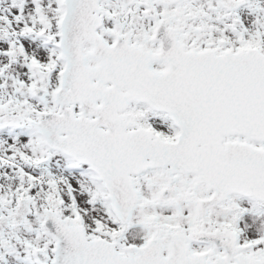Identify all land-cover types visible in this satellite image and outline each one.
Instances as JSON below:
<instances>
[{
	"label": "snow or ice",
	"instance_id": "1",
	"mask_svg": "<svg viewBox=\"0 0 264 264\" xmlns=\"http://www.w3.org/2000/svg\"><path fill=\"white\" fill-rule=\"evenodd\" d=\"M0 264H264V0H0Z\"/></svg>",
	"mask_w": 264,
	"mask_h": 264
}]
</instances>
